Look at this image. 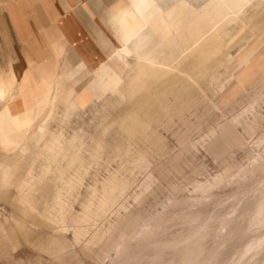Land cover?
Masks as SVG:
<instances>
[{
	"label": "rangeland",
	"instance_id": "obj_1",
	"mask_svg": "<svg viewBox=\"0 0 264 264\" xmlns=\"http://www.w3.org/2000/svg\"><path fill=\"white\" fill-rule=\"evenodd\" d=\"M155 4L115 55V84L67 51L65 84L81 79L79 91L45 104L27 79L0 103L20 116L0 129V264H111L128 241L141 250L154 219L182 224L246 185L232 181L264 153V0ZM42 13L43 0H0L4 23ZM107 43L119 44L113 27ZM15 52L0 40V67L22 71Z\"/></svg>",
	"mask_w": 264,
	"mask_h": 264
},
{
	"label": "bare ground",
	"instance_id": "obj_2",
	"mask_svg": "<svg viewBox=\"0 0 264 264\" xmlns=\"http://www.w3.org/2000/svg\"><path fill=\"white\" fill-rule=\"evenodd\" d=\"M156 1L164 5L180 3V0H119L117 2L112 21L118 33L119 44L110 51V57L106 62L105 71L108 73L109 83L115 84L119 76L118 69L113 65L115 55L124 50L133 36L144 27L146 15ZM15 94V85H10L9 89L0 87V103L9 104ZM18 118L20 116L16 109L10 105L6 106L4 112L0 114V120H7L9 124L0 125V129L7 130L8 134L17 128L15 123ZM23 119L29 122L31 117H23ZM257 126V123H254L249 128L254 132ZM249 136L247 135L248 138ZM250 162L246 169L244 167L242 170L239 169L234 178L236 181H232L233 178L229 180L246 185L232 194L228 200H218L193 210L192 216L190 217L189 213L187 216L190 218L185 217L182 224L179 222L182 216L170 222H161L162 216L154 219L137 238L138 243L135 247L144 243L142 248L138 246L141 250L136 251L137 248L131 247L133 245L128 241L123 248L124 254L111 264H264V153L254 157ZM216 180L222 181L223 178L219 177ZM196 187L202 188L200 185ZM226 202L231 205L229 210H223ZM177 222L178 227L174 225ZM168 226H171L170 229L176 227L173 230L175 233L164 239L168 234L166 231L171 233L170 229L167 230Z\"/></svg>",
	"mask_w": 264,
	"mask_h": 264
},
{
	"label": "crops",
	"instance_id": "obj_3",
	"mask_svg": "<svg viewBox=\"0 0 264 264\" xmlns=\"http://www.w3.org/2000/svg\"><path fill=\"white\" fill-rule=\"evenodd\" d=\"M43 1L50 15L42 13L43 21H33L34 25L28 19L12 16L8 23H4L0 17V40L12 51L19 50L26 62L22 71L20 60L9 69L0 67V87L9 89L10 85L16 87L28 79L32 85L30 88L39 85L35 99L46 104L57 93L73 95L81 89V79L74 83V87L65 84L68 75L72 74L61 66L67 51L86 62L85 75L92 74L93 80L99 77L104 82L109 79L103 70L113 49L107 43L112 27L117 33L112 18L119 0ZM14 56L18 57L17 52Z\"/></svg>",
	"mask_w": 264,
	"mask_h": 264
}]
</instances>
